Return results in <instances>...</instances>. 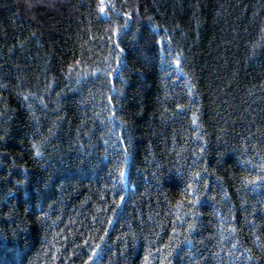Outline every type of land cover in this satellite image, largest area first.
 I'll list each match as a JSON object with an SVG mask.
<instances>
[{
  "label": "trees",
  "instance_id": "obj_1",
  "mask_svg": "<svg viewBox=\"0 0 264 264\" xmlns=\"http://www.w3.org/2000/svg\"><path fill=\"white\" fill-rule=\"evenodd\" d=\"M0 264H264V0H0Z\"/></svg>",
  "mask_w": 264,
  "mask_h": 264
},
{
  "label": "snow or ice",
  "instance_id": "obj_2",
  "mask_svg": "<svg viewBox=\"0 0 264 264\" xmlns=\"http://www.w3.org/2000/svg\"><path fill=\"white\" fill-rule=\"evenodd\" d=\"M104 10H105L104 7H101V8H100V11H101V12H103ZM130 15H131L130 12H125V13H124V16H125V17H128V16H130ZM113 31H115V29H113ZM177 63H179V61H177ZM177 107H180V105H177ZM120 174H121V176H122V175H123V172H121ZM121 199H123V197H121Z\"/></svg>",
  "mask_w": 264,
  "mask_h": 264
}]
</instances>
